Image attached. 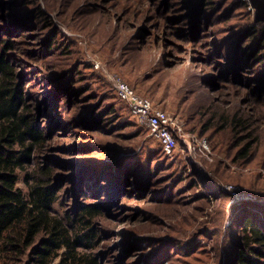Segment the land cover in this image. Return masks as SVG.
Masks as SVG:
<instances>
[{
    "label": "rangeland",
    "instance_id": "1",
    "mask_svg": "<svg viewBox=\"0 0 264 264\" xmlns=\"http://www.w3.org/2000/svg\"><path fill=\"white\" fill-rule=\"evenodd\" d=\"M263 32L264 0H0L7 59L44 132L33 163L51 169L54 213L100 209L91 247L50 264H223L236 253L232 223L264 207V47L241 52ZM117 81L176 116L172 155L129 117ZM234 115L255 141L235 136Z\"/></svg>",
    "mask_w": 264,
    "mask_h": 264
},
{
    "label": "trees",
    "instance_id": "2",
    "mask_svg": "<svg viewBox=\"0 0 264 264\" xmlns=\"http://www.w3.org/2000/svg\"><path fill=\"white\" fill-rule=\"evenodd\" d=\"M190 11L196 12L192 6ZM252 31L247 28L239 43ZM12 44L0 38V264L20 262L26 254L30 255L32 264H50L60 250L66 260H74L77 249L91 247L95 235L91 220L100 209L85 207L76 218L54 213L58 195L50 184L51 169L35 168L33 163L34 151L44 142V132L25 101L23 86L16 81L12 62L7 59L6 50ZM259 46L264 47V32L241 52L251 57ZM261 57L264 55L254 63ZM229 123L237 129L236 137L244 132L246 138L255 141L253 132L245 131L251 125L247 120L234 115ZM245 150L246 147L241 154H246ZM20 171L26 192L17 187ZM257 209L255 218L246 215L237 224L232 223L237 234L229 249L238 248L232 256L225 257L227 260H222L223 264H264V207ZM87 264H96V261L91 259Z\"/></svg>",
    "mask_w": 264,
    "mask_h": 264
},
{
    "label": "built area",
    "instance_id": "3",
    "mask_svg": "<svg viewBox=\"0 0 264 264\" xmlns=\"http://www.w3.org/2000/svg\"><path fill=\"white\" fill-rule=\"evenodd\" d=\"M115 94L128 108L135 124L146 129L164 154L172 155L178 145V137L181 136V126L176 116L168 114L148 98L138 95L135 89L125 82H115ZM187 147L189 152L190 146Z\"/></svg>",
    "mask_w": 264,
    "mask_h": 264
}]
</instances>
